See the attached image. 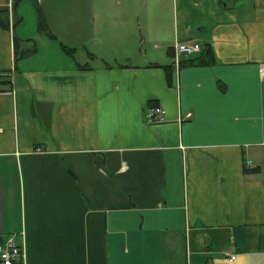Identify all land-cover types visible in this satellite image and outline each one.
<instances>
[{
  "label": "crops",
  "instance_id": "obj_1",
  "mask_svg": "<svg viewBox=\"0 0 264 264\" xmlns=\"http://www.w3.org/2000/svg\"><path fill=\"white\" fill-rule=\"evenodd\" d=\"M21 1L0 0V241L26 264H264V0Z\"/></svg>",
  "mask_w": 264,
  "mask_h": 264
},
{
  "label": "built area",
  "instance_id": "obj_2",
  "mask_svg": "<svg viewBox=\"0 0 264 264\" xmlns=\"http://www.w3.org/2000/svg\"><path fill=\"white\" fill-rule=\"evenodd\" d=\"M202 46L198 41H180L176 44L179 53L193 55L201 50ZM0 91H4L0 81ZM165 110L162 106L156 105L149 110L147 118L150 122L160 123L165 120ZM233 259L234 256H231ZM0 264H26L25 245L20 246L12 236L0 241Z\"/></svg>",
  "mask_w": 264,
  "mask_h": 264
},
{
  "label": "rangeland",
  "instance_id": "obj_3",
  "mask_svg": "<svg viewBox=\"0 0 264 264\" xmlns=\"http://www.w3.org/2000/svg\"><path fill=\"white\" fill-rule=\"evenodd\" d=\"M24 1V2H23ZM21 2H23V4L29 6L33 12H35V9H36V5L35 3H37L35 0H22ZM35 2V3H34ZM35 8V9H34ZM32 15L30 14H25V20H24V23L27 25V28H30L31 25L33 24V18H31ZM34 21H35V18H34Z\"/></svg>",
  "mask_w": 264,
  "mask_h": 264
},
{
  "label": "trees",
  "instance_id": "obj_4",
  "mask_svg": "<svg viewBox=\"0 0 264 264\" xmlns=\"http://www.w3.org/2000/svg\"><path fill=\"white\" fill-rule=\"evenodd\" d=\"M21 0H13V7H15ZM40 28L46 29V20L44 18L43 13L40 10ZM206 48V47H205ZM197 60V58L191 59V62L194 63Z\"/></svg>",
  "mask_w": 264,
  "mask_h": 264
}]
</instances>
